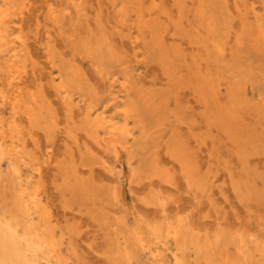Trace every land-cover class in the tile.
Returning a JSON list of instances; mask_svg holds the SVG:
<instances>
[{
    "label": "rangeland",
    "instance_id": "obj_1",
    "mask_svg": "<svg viewBox=\"0 0 264 264\" xmlns=\"http://www.w3.org/2000/svg\"><path fill=\"white\" fill-rule=\"evenodd\" d=\"M0 7L11 12L9 39L23 41L16 67L0 58V118L15 121L23 143L30 139L26 154L41 171L30 186L40 190L60 244L54 264H114L118 253L124 264H264V0H15ZM189 65L197 77L185 73ZM198 80L209 84L210 107L201 104ZM66 83L63 102L56 89ZM30 101L46 130L27 119ZM124 106L136 110L128 119L133 136L113 145L93 118L124 124ZM211 109L224 119L210 124ZM181 155L195 166L192 182ZM0 187L7 198L10 189Z\"/></svg>",
    "mask_w": 264,
    "mask_h": 264
},
{
    "label": "bare ground",
    "instance_id": "obj_2",
    "mask_svg": "<svg viewBox=\"0 0 264 264\" xmlns=\"http://www.w3.org/2000/svg\"><path fill=\"white\" fill-rule=\"evenodd\" d=\"M15 0H0V3L2 4H8L12 3ZM151 1V0H150ZM177 1V0H176ZM27 2V1H26ZM148 2V1H147ZM196 2V1H195ZM25 3V2H24ZM140 3V2H139ZM26 4V3H25ZM28 4V2H27ZM141 4V3H140ZM190 4V3H189ZM153 5V4H152ZM180 5V4H179ZM28 7V5H25ZM158 6V5H157ZM197 6V5H196ZM171 7V6H170ZM52 9V7H51ZM49 10V9H48ZM196 10V8H195ZM160 11V10H159ZM157 12V11H156ZM175 12V11H174ZM169 13V12H168ZM10 10L2 9L0 7V58L4 59L5 57H8V60L12 62V64L16 67L19 58L21 50H19L22 47L23 41L20 36H16L11 40L9 39V26H7L8 21H10ZM51 14V13H50ZM66 14V12H65ZM114 14V13H113ZM144 14V12H143ZM149 15H154L153 13ZM160 14V13H159ZM176 14V13H175ZM180 14V13H179ZM182 14V13H181ZM23 15V14H22ZM183 15V14H182ZM53 16V15H52ZM142 16V15H141ZM148 15L146 14V17ZM176 16V15H175ZM144 18L146 21L149 16ZM158 17V16H157ZM157 17H153L157 19ZM162 16H160L159 19H161ZM177 17V16H176ZM182 17V16H181ZM190 17V15H189ZM183 18V17H182ZM192 18V17H191ZM163 19V18H162ZM178 19V17H177ZM140 20V19H139ZM143 20V19H142ZM148 21V20H147ZM151 21V20H150ZM169 21V20H168ZM185 21V20H183ZM182 21V23H183ZM192 21V20H191ZM193 22V21H192ZM157 23V21H156ZM166 23V22H165ZM190 23V22H189ZM167 24V23H166ZM153 25V24H152ZM156 25V24H155ZM154 25V26H155ZM170 25V24H169ZM179 25H181L179 23ZM185 25V23H184ZM183 25V26H184ZM138 26V25H137ZM143 26V25H142ZM186 26V25H185ZM197 26V25H196ZM141 27V26H140ZM149 27V26H148ZM161 27V25H160ZM159 27V28H160ZM153 28V26H152ZM156 28V26H155ZM154 29V28H153ZM166 29V28H165ZM169 30V29H168ZM191 30V29H190ZM153 31V30H152ZM156 31V30H155ZM194 31V30H193ZM192 31V32H193ZM160 32V29H159ZM167 32V31H166ZM171 31H169V34ZM204 34V32H202ZM152 35L151 33H149ZM159 34V33H158ZM167 34V33H166ZM165 34V35H166ZM195 34V33H194ZM157 35V34H156ZM171 35V34H170ZM189 35V34H188ZM161 36V35H159ZM163 36V35H162ZM173 36V34L171 35ZM179 36V35H178ZM177 36V37H178ZM198 37V35H197ZM147 38V36H146ZM163 38V37H162ZM166 38V37H165ZM258 38V37H257ZM186 39V38H185ZM184 39V40H185ZM201 39V38H200ZM162 40V39H161ZM172 40V39H171ZM183 40V42H184ZM167 41V40H166ZM180 41V40H179ZM176 42V41H175ZM182 42V41H181ZM186 42V41H185ZM184 42V43H185ZM163 43V42H162ZM183 43V45H184ZM187 43V42H186ZM188 44V43H187ZM161 45V44H160ZM174 45V44H173ZM168 47V46H167ZM175 47V46H174ZM179 48V47H178ZM199 48V46H198ZM197 49V47H196ZM217 49V48H216ZM24 50V49H23ZM169 52V50H168ZM182 52V51H181ZM186 54V53H185ZM170 56V55H169ZM186 56V55H185ZM203 56V55H202ZM175 57V56H174ZM164 59V58H163ZM188 59V58H187ZM161 60V59H160ZM180 62V61H179ZM191 62V61H190ZM174 63V62H173ZM171 64V63H170ZM180 64V63H179ZM196 64V63H195ZM205 65V64H204ZM203 67V66H202ZM12 68V67H11ZM14 68V67H13ZM171 68V67H170ZM180 68V67H179ZM185 69V68H184ZM183 69V70H184ZM187 69V68H186ZM189 71L192 76L197 77L198 72L192 73V68L189 65L188 66ZM171 70V69H170ZM182 70V67H181ZM180 71V70H179ZM202 71V70H201ZM182 72V71H181ZM184 72V71H183ZM181 73L182 75L184 73ZM176 72H173V74ZM186 75V74H185ZM1 76V74H0ZM4 76V75H3ZM175 76V75H174ZM177 76V75H176ZM175 76V77H176ZM180 76V75H179ZM187 77V76H186ZM185 78V77H184ZM189 78V77H188ZM21 79V78H20ZM181 79V77H180ZM190 79V78H189ZM178 80V79H177ZM191 80V79H190ZM196 80V79H195ZM17 81V80H16ZM172 81V79H171ZM231 81V80H230ZM229 82V81H228ZM20 83V80L17 82ZM16 83V84H17ZM69 83V82H68ZM68 83L60 85L57 87L56 92L57 95L64 99L63 102H66V100L69 99V85ZM15 84V85H16ZM175 84V83H174ZM173 84V85H174ZM188 84V83H187ZM14 85V86H15ZM18 85V84H17ZM181 85V84H179ZM208 82L204 83L202 81H197V86L201 88V101L205 107L212 106L211 103H207L206 100H208L209 96L208 93L205 91L203 87L208 86ZM222 85V84H221ZM15 89V88H14ZM177 89V88H176ZM215 89V88H214ZM18 90V89H17ZM237 90V89H236ZM19 91V90H18ZM239 91V90H238ZM22 92V90H21ZM130 92V91H129ZM193 92V91H192ZM240 92V91H239ZM238 92V93H239ZM17 92L15 97L11 96V100L13 99V103H19L20 102V95ZM194 93V92H193ZM10 94V93H9ZM18 94V95H17ZM212 94V92H211ZM10 97V96H9ZM127 98V96H126ZM131 98V97H130ZM33 99V98H32ZM219 99V98H218ZM1 100V99H0ZM126 100V99H125ZM9 102V100H6ZM6 101L4 103V106H6ZM28 101V98H27ZM138 101V99H137ZM7 102V103H8ZM37 102V101H36ZM240 102V101H239ZM37 103H34V101H30L25 105L24 113L27 116V119L31 123V125L34 128L44 129L46 130L48 125H43L42 120H40L41 111H35L33 106ZM241 104V103H240ZM244 104V103H243ZM8 105V104H7ZM10 105V104H9ZM22 105V104H21ZM112 105V104H111ZM145 105V104H144ZM261 105V104H260ZM38 106V105H37ZM233 106V104H232ZM125 108L123 110H120L118 114L123 115L125 118L126 123L120 124L117 122H114L112 119H107L103 115H98L96 118L94 117L93 126L96 128L97 131L107 129L106 136L103 137L104 140L113 142L114 145V139L116 137L122 136H133L132 133V125L129 122L128 119L135 118L136 119V110L132 106H124ZM145 108V106H143ZM235 107V105H234ZM259 107V106H258ZM257 107V108H258ZM13 108V107H12ZM212 108V107H211ZM142 109V108H141ZM146 109V108H145ZM217 109V108H216ZM223 109V108H222ZM95 111V108L91 109V113ZM144 111V110H142ZM238 111V110H237ZM236 111V113H237ZM253 112V111H252ZM226 113V111H225ZM1 114V112H0ZM10 114V113H9ZM232 114V112H231ZM239 114V113H238ZM237 114V115H238ZM253 114V113H252ZM20 115V114H19ZM14 116V115H13ZM95 116V115H94ZM219 118L224 119V115L222 113H218L217 111H213L211 109L210 115L207 117L209 123H213V120ZM236 116V115H235ZM239 116V115H238ZM18 117V116H17ZM24 117V116H23ZM21 116V122H26V117L23 119ZM4 118V117H3ZM16 119V117H15ZM140 119V118H139ZM205 119V117H204ZM261 119V118H260ZM18 121V120H16ZM223 121V120H222ZM225 121V120H224ZM7 122V121H6ZM2 118H0V186L2 187H8L10 189L9 196L7 198H2L0 196V264H54V262L59 257L60 252V244L56 238V235L51 227L50 223V212H48L45 208H43L42 203V194L40 193V190L36 186L31 187L30 183L34 178L39 175L40 168H33L32 164L30 163L31 157L26 154L25 151V143H27L28 146V137H26L27 140L25 143L22 141V137L20 136V131L18 129V126L15 125V121H12L10 123H6ZM224 123V122H223ZM22 124V123H21ZM26 127V124L23 123ZM232 124V123H231ZM59 125V123H58ZM216 125V124H214ZM221 124L219 123V126ZM28 126V125H27ZM92 126V127H93ZM218 127V126H213ZM22 129V128H20ZM219 129V128H215ZM28 130H30L28 128ZM31 131V130H30ZM35 131V130H34ZM219 131V130H218ZM32 132V131H31ZM56 132V131H55ZM102 132V131H101ZM35 133V132H33ZM221 133V131H220ZM219 133V134H220ZM225 135L230 136L231 139H233L234 143H237V137L234 135L233 131H231L230 128L225 127L224 130ZM24 136H28L26 133H24ZM222 134V133H221ZM264 134V133H263ZM248 137V136H247ZM25 138V137H24ZM226 138V137H225ZM253 138V137H252ZM243 139V138H242ZM96 140V139H95ZM257 140V139H256ZM259 140V139H258ZM101 140H98V143ZM227 142V141H226ZM241 142V141H240ZM243 142V141H242ZM246 142V141H245ZM244 142V143H245ZM101 143V142H100ZM109 143V142H108ZM109 143V144H110ZM118 143V142H117ZM115 143V144H117ZM247 143V142H246ZM249 143V142H248ZM256 143V142H255ZM35 144V143H34ZM228 144V143H227ZM242 144V143H241ZM250 144V143H249ZM119 145V144H118ZM230 145V144H229ZM243 145V144H242ZM117 146V145H116ZM121 146V145H120ZM246 146V145H245ZM119 147V146H118ZM123 147V146H122ZM121 147V148H122ZM120 148V147H119ZM243 148V147H242ZM124 149V147H123ZM116 150V148H115ZM37 153V152H36ZM241 154V152H240ZM244 154V153H243ZM243 156V155H242ZM241 157V155H240ZM37 158V157H36ZM39 158V157H38ZM37 158V160H38ZM40 159V158H39ZM40 161V160H39ZM5 162L8 171L5 174L2 166ZM37 162V161H36ZM179 162L181 165L183 164L186 176L189 179V182H192L196 173H195V166L191 161H186L184 157L181 155L179 157ZM32 165V166H31ZM62 166V165H60ZM64 166V165H63ZM59 167V166H57ZM74 168V167H73ZM60 169V167H59ZM67 169L69 168H62L61 167V177L63 178L64 182L71 181L72 174ZM77 169V168H75ZM90 169V168H89ZM71 170V169H70ZM30 171L31 174L27 176V172ZM59 171V170H58ZM77 175V174H76ZM40 176V175H39ZM75 177V176H74ZM76 179V178H75ZM76 181V180H75ZM79 181V180H78ZM77 181V182H78ZM71 183V182H70ZM75 183V182H73ZM1 188V187H0ZM82 188V187H81ZM84 188V187H83ZM85 189V188H84ZM88 190V189H87ZM3 192V191H2ZM78 192V191H76ZM89 192V191H88ZM7 194V191H6ZM5 195V191L4 194ZM84 196V195H83ZM85 197V196H84ZM87 197V196H86ZM154 228V227H153ZM151 229L154 233V230L157 229ZM161 231V230H160ZM134 233V232H133ZM139 234V233H138ZM150 234V233H149ZM160 235V233H158ZM162 234V233H161ZM178 234V233H177ZM130 235V234H129ZM158 235V236H159ZM180 235V234H179ZM139 235H137L138 237ZM142 236V235H141ZM156 236V235H154ZM171 236V235H170ZM175 236V235H174ZM131 237V236H129ZM140 237V236H139ZM157 237V236H156ZM142 238V237H140ZM155 238V237H154ZM160 238V237H159ZM174 238V237H173ZM177 238V236H176ZM139 239V238H138ZM137 239V240H138ZM180 239V238H179ZM186 240V238H183ZM111 240V239H110ZM130 240V238H129ZM137 240H134L137 241ZM144 241V238L142 239ZM139 241V240H138ZM178 241V240H177ZM110 242V241H109ZM114 243L113 241H111ZM130 242V241H129ZM181 242V241H180ZM110 243V244H112ZM144 243V242H143ZM183 243V240H182ZM116 244V243H115ZM132 244V243H131ZM148 244V243H145ZM156 244V243H155ZM199 244V243H198ZM204 244V243H203ZM144 245V244H143ZM182 245V244H181ZM114 246V245H113ZM116 246V245H115ZM142 246V245H141ZM148 246V245H147ZM152 246V245H151ZM190 246V245H189ZM203 246V245H202ZM210 246V245H209ZM136 247V246H134ZM143 247V246H142ZM196 247L199 250H202V247L199 245H196ZM139 248V247H138ZM146 248V247H145ZM180 248V247H179ZM148 249V248H147ZM210 249V248H209ZM135 250V249H134ZM208 250V249H207ZM116 251V250H115ZM114 251V252H115ZM127 252V251H126ZM185 252V251H184ZM117 254V253H116ZM125 254V253H124ZM113 255V253H112ZM112 258V256H111ZM128 260L126 259V262ZM112 262L114 264H124L125 262V256L121 253H118L116 256L112 258ZM210 264V263H209Z\"/></svg>",
    "mask_w": 264,
    "mask_h": 264
}]
</instances>
